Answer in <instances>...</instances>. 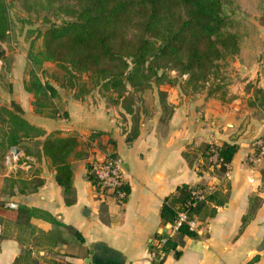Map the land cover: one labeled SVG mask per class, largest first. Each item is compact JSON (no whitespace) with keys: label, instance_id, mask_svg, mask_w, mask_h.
<instances>
[{"label":"crops","instance_id":"obj_1","mask_svg":"<svg viewBox=\"0 0 264 264\" xmlns=\"http://www.w3.org/2000/svg\"><path fill=\"white\" fill-rule=\"evenodd\" d=\"M16 16L10 14L1 42L0 264H144L151 238L169 228L160 215L162 204L181 184L207 187L214 198L193 213L197 236H184L181 254L168 250L160 264H244L253 257L251 264H264V156L248 158L254 140L264 136V103L244 87L252 77L245 79V73H257L258 65L246 72L248 63L236 60L234 73L241 78L228 77L222 93L207 86L193 90L186 87L187 75H170L144 91V104H130L133 110L127 111L109 89L76 97L74 88L52 74V61L34 67L29 53L41 48V37L33 41L32 26L18 20L23 11ZM32 68L55 87L46 102L36 104L25 87ZM9 114L25 123L16 124ZM134 128L138 134L128 140ZM52 134H73L79 141L69 156L70 204L42 150ZM225 141L238 148L222 170L210 164L202 144ZM13 146L16 168L4 159ZM106 152L121 158L129 188L123 201L109 190L102 194L86 177L87 162ZM8 200L17 207L4 206ZM20 205L47 211L56 221L19 213ZM211 207L215 211L206 214Z\"/></svg>","mask_w":264,"mask_h":264},{"label":"trees","instance_id":"obj_2","mask_svg":"<svg viewBox=\"0 0 264 264\" xmlns=\"http://www.w3.org/2000/svg\"><path fill=\"white\" fill-rule=\"evenodd\" d=\"M240 4L264 10V0H0V55L3 56L1 42L10 27L11 5L20 7L27 17L50 13L60 20L46 18L47 26L37 32L36 36H41V48L29 53L34 67L44 60L55 62L64 70V83L74 88L76 97L89 92L86 83L78 81L79 76L96 77L105 89L115 93L116 102L121 101L127 111H132V106L124 102L129 85L139 88L152 77L155 81L169 80L166 70L186 73L184 82L193 90L206 86L212 78L215 61L225 52L238 53L241 48L246 18L235 10ZM25 87L34 94L36 104L53 97L56 91L49 81L40 78L35 68L30 70ZM257 93L264 103V83ZM9 116L16 124L25 123L17 115ZM137 134L134 128L127 139L132 140ZM11 141L17 143L15 139ZM78 142L73 134H52L42 143L43 153L54 166L55 180L62 187L67 204L73 201L74 192L69 156ZM202 146L209 156L211 144ZM217 148L222 161L230 162L238 144L225 141ZM219 167L225 169L223 164ZM86 177L102 194L107 193L106 187L100 188L90 162H87ZM121 188L126 191L125 200L128 185L125 183ZM189 188L181 184L172 196L165 198L160 209L164 222L175 220L176 209L189 196ZM213 198V194L207 197ZM205 206V201L198 202L190 214L200 212ZM21 210L56 221L49 212L35 207L20 205L18 212ZM214 211L211 207L205 213ZM184 236L194 237L197 232L182 221L164 243V250L172 249L179 256L178 245L183 243ZM254 259L244 264H251Z\"/></svg>","mask_w":264,"mask_h":264},{"label":"rangeland","instance_id":"obj_3","mask_svg":"<svg viewBox=\"0 0 264 264\" xmlns=\"http://www.w3.org/2000/svg\"><path fill=\"white\" fill-rule=\"evenodd\" d=\"M252 3V2H249ZM228 8H231L230 5H227ZM235 10L241 14L243 18H246L244 21V25L242 26V30L245 31L243 36V40L241 41V48L238 53H231V52H225L222 57L217 59L215 61V66L213 67L211 76L212 78L209 79V82L206 83V88L208 91L213 90H219L220 93L224 91L222 87L226 84V81L228 77H238L241 78L239 73H234V71H237V64L236 60L242 58L244 59L248 64H246V72L248 71L249 67L255 63V65H258V71L257 73H254L252 71H248L245 73V79L252 77L247 80L246 84L244 85L245 89L248 88L249 92L252 93L251 96H259V93H257V85L260 86L264 83V10L258 11V9H253L252 5H244L240 4L235 7ZM22 12V9L18 6L11 5L9 9L10 14H14L15 18H18L16 15L20 14ZM25 14V13H24ZM13 18V17H12ZM46 18H52L55 21H59V18L51 16L50 13H44L40 12L37 15H29L27 17H23V23H26L28 25H31L30 31L32 34L35 35V39L33 41H36V36L38 31H42L47 26ZM40 39V38H39ZM38 40V39H37ZM34 43V42H33ZM38 44V43H34ZM38 48V47H37ZM36 49V48H35ZM228 66V67H227ZM48 68L52 70V74L58 79V81L66 82V77L64 76V70L60 67H58L55 62L53 65H49ZM4 70V68L2 69ZM0 70V72L2 71ZM3 73V71H2ZM48 73V72H47ZM166 76L167 78L170 77V75L179 74L176 72V70H166ZM243 78V79H244ZM218 79V80H217ZM78 81L80 83L85 82L86 86L89 88V91H93V93H96L97 90L101 91L104 89V87L101 85V81L98 80V78L93 76H88V74H81L78 78ZM144 81V84L139 88H133L129 86L130 92L127 96V98L124 100L127 104H133L136 107H138L140 104H144V98L142 97V94L144 91H148L150 89H154L157 85V81H152V78L150 81L146 82ZM187 87V86H186ZM204 87H200L198 90L204 89ZM104 92V91H101ZM109 94V93H108ZM46 102V100H45ZM44 104V103H43ZM136 116L134 117V120H136Z\"/></svg>","mask_w":264,"mask_h":264},{"label":"built area","instance_id":"obj_4","mask_svg":"<svg viewBox=\"0 0 264 264\" xmlns=\"http://www.w3.org/2000/svg\"><path fill=\"white\" fill-rule=\"evenodd\" d=\"M3 64L2 55H0V70ZM186 76V73H182ZM88 144L94 146L92 139L87 138ZM253 149L249 153V160H255L264 156V136H259L254 140ZM218 144L212 143L209 148V161L211 165H224L225 170L228 168L229 162H223L218 155ZM4 159L6 164L12 168L18 166V155L14 151L9 150L5 155ZM92 166V170L95 172L99 178L98 184L100 188L106 187L107 191H111L119 201H123L126 191L121 188L126 182L122 174V161L121 158L114 153H105L103 158L100 160L89 161ZM26 168L30 167L28 162H23ZM211 194L209 188L204 186H191L189 188V196L180 204L179 208L176 209V218L174 221L169 223V228L162 233L154 236L150 240V251L148 260L144 264H160L162 257L166 253L163 248L164 243L174 232L177 230L179 224L185 221L188 226L194 229L196 225V220L193 214H190L192 207L196 206L198 202L207 200L208 195ZM17 202L13 200H8L4 202V206L8 208H16Z\"/></svg>","mask_w":264,"mask_h":264},{"label":"water","instance_id":"obj_5","mask_svg":"<svg viewBox=\"0 0 264 264\" xmlns=\"http://www.w3.org/2000/svg\"><path fill=\"white\" fill-rule=\"evenodd\" d=\"M12 150H13V151H16V150H17V147H16V146H13V147H12Z\"/></svg>","mask_w":264,"mask_h":264}]
</instances>
